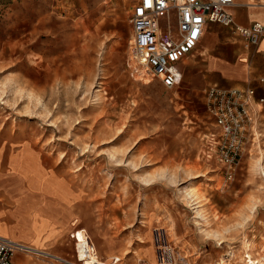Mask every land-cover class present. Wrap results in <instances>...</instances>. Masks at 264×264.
Wrapping results in <instances>:
<instances>
[{
    "label": "rangeland",
    "instance_id": "374dc122",
    "mask_svg": "<svg viewBox=\"0 0 264 264\" xmlns=\"http://www.w3.org/2000/svg\"><path fill=\"white\" fill-rule=\"evenodd\" d=\"M134 2L0 0V201L41 249L68 214L52 250L82 226L84 264L154 261L159 240L178 264H264V111L225 178L196 51L173 87L132 72Z\"/></svg>",
    "mask_w": 264,
    "mask_h": 264
},
{
    "label": "built area",
    "instance_id": "2783aa9c",
    "mask_svg": "<svg viewBox=\"0 0 264 264\" xmlns=\"http://www.w3.org/2000/svg\"><path fill=\"white\" fill-rule=\"evenodd\" d=\"M233 4V0H135L129 17L132 72L141 77H155L164 87L176 86L182 77L178 64L195 49L205 25L210 22L230 26L251 45H257L264 23L238 25L231 12ZM204 91L206 111L213 122L204 142L221 163L225 178L231 180L242 156L259 140L256 124L263 111L264 97H256L252 87L224 88L212 84ZM78 242L88 245L92 253L85 231L74 243V258L30 249L25 243L0 234V264H17L14 255L19 250L45 264H84L88 257L86 251L80 255L82 245ZM159 242L154 247V261L143 264H178L166 244ZM118 261L114 259L112 264Z\"/></svg>",
    "mask_w": 264,
    "mask_h": 264
},
{
    "label": "crops",
    "instance_id": "0c3cea01",
    "mask_svg": "<svg viewBox=\"0 0 264 264\" xmlns=\"http://www.w3.org/2000/svg\"><path fill=\"white\" fill-rule=\"evenodd\" d=\"M233 2L234 4L231 8V12L234 22L238 25L249 26L257 21L264 23V0H233ZM195 51L198 57L195 64L191 65L190 71L192 73H201L203 85H206L205 88L212 86V84L224 88L252 87L255 90L256 97H264V32L257 45L253 46L245 37L234 32L230 26H223L220 23L210 22L205 25L195 49L187 57L194 56L193 53ZM184 59L178 64L180 71H182L181 64ZM14 214V210L10 211L7 206H5L4 202L0 201V218L7 222L9 234L17 237L15 239L10 235L0 232L15 239L13 241L17 240L27 244L28 242L26 240H28L30 235L18 231L16 227L17 222L13 216ZM68 216L69 215L65 213L56 219L57 222L55 226L59 227L57 230H63V235L66 231L65 221ZM82 228V226H74V229L70 231V235L73 237L70 243L72 247L71 253L67 252L62 254L52 250V248L55 247L62 251L63 248L56 246V242L62 237V234L60 238L58 236V239L54 240V242L44 250L74 258V243L77 239L75 234L78 229ZM83 231H85V233L87 232L86 229ZM87 234L88 233H86V236ZM87 240L93 248V253H96L99 258L97 248L92 244L89 236H87ZM14 262L17 264H45L42 260L27 255L20 250L16 251Z\"/></svg>",
    "mask_w": 264,
    "mask_h": 264
},
{
    "label": "bare ground",
    "instance_id": "6f19581e",
    "mask_svg": "<svg viewBox=\"0 0 264 264\" xmlns=\"http://www.w3.org/2000/svg\"><path fill=\"white\" fill-rule=\"evenodd\" d=\"M189 196H190L191 199H194V200H196V198H197V194H196L194 191H190V192H189ZM197 216H199L201 219L204 218V215L200 212L199 207H197ZM0 234L3 235V236H5V237H9V236H7V235H5V234H2V233H0ZM9 238H11V237H9ZM11 239H12V240H15V239H13V238H11ZM25 244H26V243H25ZM26 245H27V247H29L30 249L33 248V249H36V250H44V249H41V248H39V247H37V246H35V245H32L31 243H27ZM27 255H30V254H27ZM30 256H33V255H30ZM233 257H235V254H234V253H231L230 256H229V258H228V260H229L230 258H233Z\"/></svg>",
    "mask_w": 264,
    "mask_h": 264
}]
</instances>
